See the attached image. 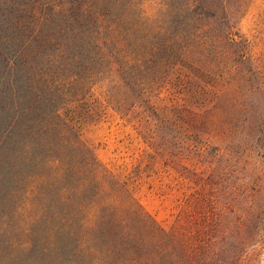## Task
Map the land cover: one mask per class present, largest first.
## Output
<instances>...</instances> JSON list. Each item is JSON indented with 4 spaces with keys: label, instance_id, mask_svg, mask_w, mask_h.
I'll return each mask as SVG.
<instances>
[{
    "label": "rangeland",
    "instance_id": "rangeland-1",
    "mask_svg": "<svg viewBox=\"0 0 264 264\" xmlns=\"http://www.w3.org/2000/svg\"><path fill=\"white\" fill-rule=\"evenodd\" d=\"M0 264H264V0H0Z\"/></svg>",
    "mask_w": 264,
    "mask_h": 264
}]
</instances>
